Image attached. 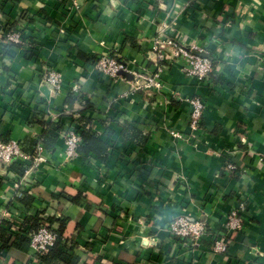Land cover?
<instances>
[{
	"label": "crops",
	"instance_id": "crops-1",
	"mask_svg": "<svg viewBox=\"0 0 264 264\" xmlns=\"http://www.w3.org/2000/svg\"><path fill=\"white\" fill-rule=\"evenodd\" d=\"M21 19L27 45L0 40V139L33 154L42 122L67 115L65 129L78 114L111 146L105 161L64 163L59 136L30 175L0 165V225L9 221L15 234L30 217L67 218L80 264H264V0H0V31ZM162 34L213 59L207 81L187 77L183 60H157ZM110 53L131 70L160 68L161 90L101 74L95 63ZM44 67L61 73L66 91L41 79ZM73 84L80 94L70 102ZM193 98L204 104L196 132ZM126 124L140 143L123 134ZM25 191L30 209L18 200ZM239 204L244 229L230 233L227 216ZM178 217L206 223L200 247L176 254L169 224ZM223 235L221 255L214 238ZM0 264L45 263L0 241Z\"/></svg>",
	"mask_w": 264,
	"mask_h": 264
},
{
	"label": "built area",
	"instance_id": "built-area-1",
	"mask_svg": "<svg viewBox=\"0 0 264 264\" xmlns=\"http://www.w3.org/2000/svg\"><path fill=\"white\" fill-rule=\"evenodd\" d=\"M27 29L28 21L26 19L10 23L3 30L1 29L0 40L7 46H26L28 37ZM165 47L170 48L171 52H167ZM154 51L159 62L175 65L183 60L184 64H181L183 71L187 77L196 79L197 81H207L213 72L214 61L207 54H201V52L195 53L193 50L183 46L179 41L173 38H167L163 34L159 35L155 40ZM95 69L113 81L123 76L121 72L128 73L135 81V89L142 88L160 91L162 88L160 68L154 72H149L146 69L131 70L121 60L118 53L101 56L95 63ZM40 77L45 83L52 86L57 93H62L65 90L62 75L54 67H44L40 72ZM68 90L75 95L80 94V89L77 84L71 85ZM190 104L192 106L190 128L196 132L200 128L204 104L198 98L191 99ZM71 117L78 120L70 122V125L59 134L64 146L61 151L64 163H71L80 156H86L80 152L84 144L81 132L84 126L86 128L91 126L80 122L79 119L81 116L78 114L72 115ZM13 159L21 163H26L25 176L30 175L47 161L45 146L39 143L34 153L28 154L23 150L21 141L10 140L4 142L0 139V160L9 165ZM228 169L234 170L235 168L232 165H228ZM15 188L22 191L21 185L16 184ZM245 210V205L239 204L229 212L226 225L230 233L244 229ZM169 230L174 239L178 240V243H175L174 246L176 254L200 247L201 241L207 236L206 223L204 221L197 219L190 220L185 217H178L171 221ZM230 233L227 234L230 235ZM226 236L223 235L214 238V250L216 253L221 255L227 253L229 244ZM57 239V229L45 220L41 222L40 228L31 235L30 249L41 259L55 246Z\"/></svg>",
	"mask_w": 264,
	"mask_h": 264
},
{
	"label": "trees",
	"instance_id": "trees-1",
	"mask_svg": "<svg viewBox=\"0 0 264 264\" xmlns=\"http://www.w3.org/2000/svg\"><path fill=\"white\" fill-rule=\"evenodd\" d=\"M70 97V102L77 100V98L72 93ZM66 116L67 115L61 116L58 123H41L44 126V130L38 141L41 140L48 151L53 152L55 150V145L59 140V134L65 126L64 123H62V118ZM71 119V122L78 120L75 118L73 119L72 117ZM79 121L84 122L85 124L89 123L87 118H80ZM123 134L130 138L132 142L140 143L139 132L131 125H125ZM81 135L84 144L81 147L80 152L83 155L87 156L90 154H95L105 161L109 152V147L111 145L109 146V143L107 144V142L101 140L100 137L93 131L92 126H90L89 128H86V126H84ZM8 141L10 140H5L4 142ZM38 141L35 140L34 146ZM11 167L19 175H24L25 169L27 168L26 163H21L18 161L14 162ZM66 199L71 200L75 203H78L79 201V197L67 196ZM18 200L21 201L29 209L32 208L35 203L34 197L27 191L23 192ZM40 222L41 219H39L38 216L30 217L27 220L25 226L22 227L21 231L13 234L10 233L11 223L7 220L2 221L0 225V241L2 242L3 248L9 251V249L13 247L20 253H27L30 248L31 235L40 228ZM48 222L51 226L55 223L59 225V228L57 229L58 239L55 246L49 251V253L41 258L42 261L45 264H80L79 257L76 256L73 252L74 247H69L67 244L68 242L70 243L69 240H72V238L69 239L65 237L68 226V219H58L56 217H50L48 219Z\"/></svg>",
	"mask_w": 264,
	"mask_h": 264
},
{
	"label": "water",
	"instance_id": "water-1",
	"mask_svg": "<svg viewBox=\"0 0 264 264\" xmlns=\"http://www.w3.org/2000/svg\"><path fill=\"white\" fill-rule=\"evenodd\" d=\"M121 75H123V76H125V77H128L129 79L132 78V76H131L130 74L125 73V72H121ZM14 162H16L15 159H13V160L10 162L9 165H12ZM0 165H7V164H5L3 161L0 160ZM9 165H7V166H9Z\"/></svg>",
	"mask_w": 264,
	"mask_h": 264
}]
</instances>
